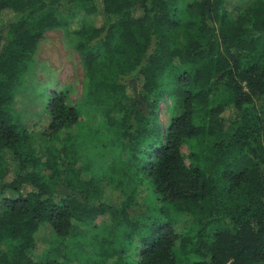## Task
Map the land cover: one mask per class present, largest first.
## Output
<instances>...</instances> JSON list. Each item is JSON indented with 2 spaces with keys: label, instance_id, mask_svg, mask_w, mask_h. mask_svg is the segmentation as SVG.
<instances>
[{
  "label": "trees",
  "instance_id": "obj_1",
  "mask_svg": "<svg viewBox=\"0 0 264 264\" xmlns=\"http://www.w3.org/2000/svg\"><path fill=\"white\" fill-rule=\"evenodd\" d=\"M229 1L0 0V192L17 195L0 210V264H69L36 251L40 231L66 240L105 215L110 235L83 264H264V0L238 16ZM54 30L77 39L85 98L50 94L39 155L13 105ZM82 110L127 156L111 173L96 168L100 132L79 130Z\"/></svg>",
  "mask_w": 264,
  "mask_h": 264
},
{
  "label": "rangeland",
  "instance_id": "obj_2",
  "mask_svg": "<svg viewBox=\"0 0 264 264\" xmlns=\"http://www.w3.org/2000/svg\"><path fill=\"white\" fill-rule=\"evenodd\" d=\"M66 1L68 0H63V2ZM185 1L189 2L191 0ZM253 1L230 0L227 8L232 12L233 16H238ZM4 22V20L1 21V23ZM86 22L100 26L105 22V19L101 15L89 17L87 20L83 17H76L72 19L69 28L76 29ZM76 41L77 39L74 35L65 30H54L46 33L40 41L32 69L25 75L24 83L15 96L13 111L15 115L21 117L22 123L33 134L34 148L39 155L46 148L45 143L39 139L38 133L48 123L49 115L46 110V104L50 94L55 91L69 90L71 103L76 106H80L85 98L84 68L75 49ZM172 107L173 103L170 98H165L160 103L158 118L159 123L164 128L171 122ZM90 114L87 110H82L79 130L81 128V131L86 136L91 132L90 128L92 126L98 129L100 133L96 137L97 141L95 144L100 150L97 151V155L94 157L97 164L96 168L99 172L111 173L112 167L119 160L118 155H124V158L127 156L119 151L116 145L118 139L104 132L106 124L101 120L100 113L92 110ZM181 152L186 164L190 165L191 150L189 146L183 145ZM122 173L123 171H120L117 174ZM117 177L120 178L122 185L129 186V183H131L128 174L124 177L120 175ZM141 191V197H143V194L145 197L143 202L152 200L146 187H142ZM16 197L17 195L9 190L0 192V210L5 199H14ZM111 229V218L105 215L96 218L93 226L87 230H74L66 240H59L55 237L47 239L45 231L41 230L37 237L36 251L40 253L50 245L53 248L52 254L57 258L65 259L69 261V264H83V256L85 254H82V252L94 254L97 249L102 247L99 243L101 238L108 237Z\"/></svg>",
  "mask_w": 264,
  "mask_h": 264
}]
</instances>
